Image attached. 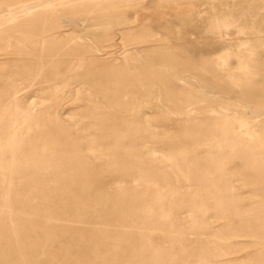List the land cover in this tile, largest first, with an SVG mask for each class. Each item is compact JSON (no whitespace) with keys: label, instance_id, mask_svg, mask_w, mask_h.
<instances>
[{"label":"rangeland","instance_id":"374dc122","mask_svg":"<svg viewBox=\"0 0 264 264\" xmlns=\"http://www.w3.org/2000/svg\"><path fill=\"white\" fill-rule=\"evenodd\" d=\"M220 116L264 146V0H0L1 129L30 126L36 148L70 166L50 182L31 175L33 190L8 202L0 183V235L8 230L11 251L18 235L46 229L88 240L115 258L106 264H127L122 246L139 264H201L205 202L204 223L223 243L208 237L210 251L264 264V219L248 217L264 216L261 172L216 173L222 194L227 179L242 199L218 214L203 175L212 144L195 142ZM130 135L131 151L113 153ZM47 220L61 228H40Z\"/></svg>","mask_w":264,"mask_h":264},{"label":"bare ground","instance_id":"6f19581e","mask_svg":"<svg viewBox=\"0 0 264 264\" xmlns=\"http://www.w3.org/2000/svg\"><path fill=\"white\" fill-rule=\"evenodd\" d=\"M228 118L229 117L220 116L217 117L216 120L211 121V124L204 126L203 131L199 134L200 140H197V143L195 142V144H198L199 142L205 144L211 142L212 144V147L209 150L205 148L203 153L206 155H202L201 158L204 160L205 156L208 155L215 157L211 169L212 171H209L208 169L203 170L205 171L203 172V175H205V178H207L206 176H209V178L212 179L211 184L217 189L216 193L218 194L215 196L217 208L216 214L224 213L227 206L234 205V203H238L235 204L236 208L242 204L241 194L233 192L230 184L226 182L227 179H225L227 189H225V194H222V178L218 180L216 173L226 174L227 170L229 172L233 171L237 173L238 176L242 177V180H245L249 176H252V173L261 172V175L259 174L257 179L264 180L263 144L256 139V136L251 133L245 124H240V126H238V119L231 117V119L229 118L230 120H228ZM24 128L25 130L23 131L13 130L12 132H9L7 130H2L0 126V183L10 186V188L4 191V200L7 202L12 201V191H18L19 189H22V191L33 190L32 188L26 189L29 184L34 182L31 179V175L35 174L39 178L50 182L54 181L59 174H63L67 172L66 170L70 169V166L66 162L67 158L60 157L58 151L51 150L43 152L39 148L37 149V145L33 143L34 140L32 141L35 137V132L28 125H25ZM128 138L132 141L127 145L119 144V142L114 143L115 150H113V153L120 152L126 155L131 151L130 149L134 144L133 137L131 138L130 135ZM178 154L184 156V159H179L177 165L182 166L184 163L187 164L185 157L188 154L187 151L183 149ZM14 164L17 165L16 167L20 172V175H18L14 182H10L8 171ZM78 165L83 166V164ZM74 170L80 171V168L77 166ZM140 177L141 176H139V178ZM233 179L235 178L233 177ZM154 185L158 189V192L155 193V195L162 196L161 188L158 187L159 184L154 182ZM39 198H41V196ZM41 199L43 200V197ZM203 207H205V209ZM207 210L204 202L199 209L202 216L200 223L202 227L201 235L203 238V244L201 246L203 255L201 264L234 263L237 257H226L230 253L227 250L222 249L221 251L224 252L223 254L210 251L208 245L209 240H207L208 237L214 236L211 243L216 247L223 243L217 244L216 242V227H208L207 223H204L203 217ZM249 213L251 214V211ZM248 217H252L254 220L264 219V216L261 214L248 215ZM48 221L49 220L42 222L39 227L45 228L46 226H50L55 230H58L59 227L61 228L59 223L53 224ZM245 221H247V224L250 222V220H246L245 218L243 220L239 219V222L241 223ZM253 227H255V224H251L249 228ZM38 230L39 229L37 228V231ZM43 231L39 230L37 234L26 235L24 237V243L22 235L17 234L18 236L16 239L18 245L14 246L17 250L11 251L10 248H12V246L9 245V239L11 237L7 234L8 230L6 232V229H4L2 235H0V264H106L108 261L111 262L115 259L96 253L86 239L80 238L75 241L70 235L63 236L60 234H47L45 233L46 229L44 232ZM236 243L237 245L240 244L238 241ZM121 248L122 250L120 251V257L118 260L124 259L127 264H139L138 260H140L141 253H138L136 248H125V246H122ZM163 264L170 263L164 261Z\"/></svg>","mask_w":264,"mask_h":264}]
</instances>
